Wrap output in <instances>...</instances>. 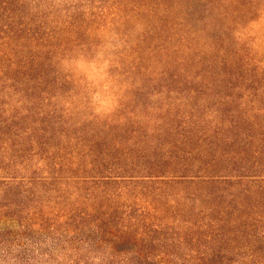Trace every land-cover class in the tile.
Masks as SVG:
<instances>
[{
  "label": "rangeland",
  "instance_id": "374dc122",
  "mask_svg": "<svg viewBox=\"0 0 264 264\" xmlns=\"http://www.w3.org/2000/svg\"><path fill=\"white\" fill-rule=\"evenodd\" d=\"M22 2L26 7H40L41 20L47 23L40 30L42 35L38 41L24 38L17 53L23 60L33 55L39 63L38 69L46 71L42 82H38L39 78L34 81L42 99L34 101L33 107L37 110L55 107L61 115L62 127L67 130L53 138L54 144L64 143L61 151L55 152L52 144H47L27 151V157L13 159L17 180L37 175L49 183L19 184L18 195L9 196L11 187L5 188L1 183L6 173L0 169V264H197V260H192L190 245L178 244L175 234L171 236L174 240L157 239L137 222L134 231L128 230V233H121V223L115 227L106 225L104 217L109 208L104 211L98 208L115 207L119 222L131 203L126 190L114 189L120 193L119 197L114 191L101 188L100 194L105 191L108 199L97 205L91 200L94 190L78 187L86 184L77 183L78 179L98 175L95 172L108 175L105 169L110 166L109 152L116 146L125 153L128 150L135 165L139 147L132 146L134 140L147 147L145 153L150 150L153 129L146 127L158 123L159 105H165L166 95L172 91L167 93L169 85L174 83L171 50L178 45L165 40L167 32L160 31L161 1ZM219 11L223 14L217 15ZM170 14L173 13L170 11ZM262 16L264 0H222L215 3L208 17L211 22L208 36L200 34L192 41L195 48L208 49L212 36L221 35L222 48L217 55L222 63L216 69L215 78L228 75L224 83L233 84L238 89L236 95L238 91L246 93L247 85L252 86L251 91L256 86L264 88V29L244 31ZM26 19L30 26L32 16ZM154 29L159 32L152 33ZM237 32H242V38L236 37ZM163 46L166 49H160ZM68 60L83 61V70L67 69L64 64ZM202 62L206 66L207 57ZM59 81H63L61 88ZM10 83L0 84L3 119L22 109L17 97H23V92L17 96ZM251 100L255 101V97ZM141 101L145 106L139 109ZM54 120L50 123L54 122L56 127L58 120ZM29 124L34 127L36 123ZM92 131L103 142L89 149L79 137ZM143 131L148 135L142 134L139 138ZM10 149L9 145L0 148V157L5 155L3 161L9 162L15 155ZM47 153L53 154L49 163L43 160ZM24 158L27 162H23ZM103 161L108 166L102 167ZM166 198L168 211L162 217L163 223L174 232L193 229L189 223L170 218L169 211L176 207V194ZM134 203L157 211L141 196ZM251 210L252 207L247 209L248 217H237L236 223L232 222V216L227 217L225 229L229 234L214 258L217 264H264V243H255L252 222L255 211ZM102 222L104 225L98 228L96 224ZM243 227L251 228L241 232ZM119 235L136 238L123 241ZM137 249L144 251L140 262L132 252ZM213 253L216 256L217 251L209 249L205 258L203 250L201 263L213 264Z\"/></svg>",
  "mask_w": 264,
  "mask_h": 264
},
{
  "label": "trees",
  "instance_id": "16d2710c",
  "mask_svg": "<svg viewBox=\"0 0 264 264\" xmlns=\"http://www.w3.org/2000/svg\"><path fill=\"white\" fill-rule=\"evenodd\" d=\"M160 1V18L163 19L160 31L167 32L165 40L178 45L171 50L174 83L169 85L167 93L172 91L166 95L165 105H159L158 123L146 127L153 129V141L148 146L150 150L145 153L147 147L134 140L132 146L139 147L135 155L138 164L135 165L132 157L128 156L129 151L125 153L116 146L109 152L110 166L105 169L108 175L101 174L102 171L95 172L98 175L78 179L80 182L77 183L87 186L78 187L94 190L91 200L97 205L108 199L104 195L107 189L126 190L131 203L119 222V211L115 207L98 208L102 211L109 208L104 217L106 225L115 227L121 223V233H128V230L134 231L137 222L157 239L174 240L171 236L175 234L178 244L190 245L192 260H197V264H202L200 254L203 250L206 258L209 249L217 251L216 256L213 253V264H217L214 258L229 234L225 229L229 215L236 223L237 217H248L247 209L252 207L251 211H255L252 220L255 243H264V88L256 86L255 91H251L252 86L247 85L244 87L246 93L238 91L236 95L238 89L229 82L224 83L228 75L215 78L218 76L216 69L222 63L217 55L222 48L221 35L212 36L208 49L192 45L200 34L208 36L206 32L211 25L208 17L212 15L215 3L222 0ZM39 8L26 7L22 0H0V84L9 81L17 96L23 92V97H17L22 109H16L8 119L1 115L0 101V148L9 145L15 153L9 162L3 161L4 154L0 157V169L6 173V179L1 183L5 188L11 187L9 196L18 195L16 186L19 184L36 186L49 183L37 175L17 180L13 159L16 156L27 157V151L47 144H52L55 152L61 151L64 143L54 144L53 138L67 130L62 127L61 115L55 107L38 110L33 107L34 101L42 99L34 81L37 78L38 82L44 80L45 69H38L39 63L33 55H27L25 60L17 57L20 41L24 38L38 41L42 35L40 30L47 27V23L41 20L43 12ZM222 14V11L217 13ZM31 16L33 21L29 26L26 18ZM158 32L156 29L152 31L154 34ZM205 57L206 66L202 62ZM37 71L39 77L36 76ZM165 74L168 75L167 71ZM62 84L63 81H59L58 87L61 88ZM252 97L255 101L251 100ZM141 102L139 109L145 106L144 101ZM52 119L58 120V126L50 123ZM31 121L36 123L34 127L29 124ZM142 134L148 135L143 131L139 138ZM28 135L32 137L26 139ZM79 139L89 149L101 146L103 142L94 131L85 132ZM52 155L47 153L43 160L49 163ZM23 162L27 159L24 158ZM104 162L102 167L108 166V162ZM61 169L59 167L58 171ZM101 188L105 190L103 194H100ZM174 189L177 190L173 192ZM172 193L176 194V207L169 211L170 218L189 223L193 229L174 232L163 223L162 217L168 211L166 197ZM115 195L121 197L120 193L115 192ZM138 196L157 211L136 206L134 202ZM102 225L103 222L96 224L98 228ZM250 228L243 227L241 232ZM123 236L119 235L118 239L129 241L136 238L135 235ZM132 252L139 262L143 260L144 251L137 249Z\"/></svg>",
  "mask_w": 264,
  "mask_h": 264
},
{
  "label": "clouds",
  "instance_id": "9594fccd",
  "mask_svg": "<svg viewBox=\"0 0 264 264\" xmlns=\"http://www.w3.org/2000/svg\"><path fill=\"white\" fill-rule=\"evenodd\" d=\"M261 29H264V16L260 17L259 19L253 20L249 24L248 28L245 29L244 31L261 30ZM235 35H236V37L238 39L242 38V32H237ZM64 66L67 69L76 68V69H79V70H83L84 63H83V61H78V60H68V61H65Z\"/></svg>",
  "mask_w": 264,
  "mask_h": 264
}]
</instances>
